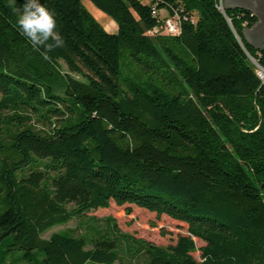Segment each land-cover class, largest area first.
I'll use <instances>...</instances> for the list:
<instances>
[{
  "label": "trees",
  "instance_id": "1",
  "mask_svg": "<svg viewBox=\"0 0 264 264\" xmlns=\"http://www.w3.org/2000/svg\"><path fill=\"white\" fill-rule=\"evenodd\" d=\"M89 1L116 32L81 0H41L64 38L49 51L18 29L22 0H0L5 252L23 251L19 264H264V85L246 54L264 65V47L243 38L256 17L218 0ZM175 13L180 32L166 34ZM111 203L186 234L160 246L111 216L82 220Z\"/></svg>",
  "mask_w": 264,
  "mask_h": 264
},
{
  "label": "rangeland",
  "instance_id": "2",
  "mask_svg": "<svg viewBox=\"0 0 264 264\" xmlns=\"http://www.w3.org/2000/svg\"><path fill=\"white\" fill-rule=\"evenodd\" d=\"M82 5L91 14V16L100 23L106 30H109V23L116 28L115 22L104 12L96 8L89 0H81ZM68 71L63 66L62 73ZM74 78H79L78 75L71 74ZM55 88L57 93H62L64 85L61 80L57 79L55 82ZM106 216L114 218L116 225L121 232L128 233L133 237L145 239L156 245L166 246L174 243L178 234H186V226L183 223L170 219L169 217L162 215L159 218L155 217V214L148 212L142 208L136 206H130L128 212L126 206H116L111 203L108 208L91 210L88 212L82 220H86L89 217L94 218L93 222L103 226L102 220ZM79 220L72 219L65 225L53 226L47 232L43 234L44 237H48L52 232L63 230L65 228H76ZM83 232L84 229L79 230ZM195 244L197 247L203 244L202 241L195 238ZM195 259H199V252L193 253ZM24 257L23 251L5 252V248L0 244V264H19ZM114 264H120L116 262Z\"/></svg>",
  "mask_w": 264,
  "mask_h": 264
},
{
  "label": "clouds",
  "instance_id": "3",
  "mask_svg": "<svg viewBox=\"0 0 264 264\" xmlns=\"http://www.w3.org/2000/svg\"><path fill=\"white\" fill-rule=\"evenodd\" d=\"M15 10L17 27L32 48L43 45L51 51L63 46L64 38L57 30L55 14L41 0H22Z\"/></svg>",
  "mask_w": 264,
  "mask_h": 264
},
{
  "label": "water",
  "instance_id": "4",
  "mask_svg": "<svg viewBox=\"0 0 264 264\" xmlns=\"http://www.w3.org/2000/svg\"><path fill=\"white\" fill-rule=\"evenodd\" d=\"M225 9L229 6L244 8L249 10L256 17V22L252 27L244 28L243 35L247 40V44L252 43L254 49L259 51L264 47V0H222ZM249 42V43H248ZM248 58L254 60L246 52Z\"/></svg>",
  "mask_w": 264,
  "mask_h": 264
},
{
  "label": "built area",
  "instance_id": "5",
  "mask_svg": "<svg viewBox=\"0 0 264 264\" xmlns=\"http://www.w3.org/2000/svg\"><path fill=\"white\" fill-rule=\"evenodd\" d=\"M216 7L218 8L220 12L224 13L225 8L223 6L222 0L217 1ZM152 13L155 14V11L153 10ZM164 19H165L164 32L166 34H177L180 32V18L176 13L172 17L166 16ZM228 22H229V19H228ZM251 62L254 65L256 75L258 76L261 83L264 85V65H261L260 63H258L256 59L252 60Z\"/></svg>",
  "mask_w": 264,
  "mask_h": 264
},
{
  "label": "crops",
  "instance_id": "6",
  "mask_svg": "<svg viewBox=\"0 0 264 264\" xmlns=\"http://www.w3.org/2000/svg\"><path fill=\"white\" fill-rule=\"evenodd\" d=\"M229 7L234 8L233 6H229ZM114 24H115V23H114ZM107 26L110 27L109 30H107L108 32H116V30H117V26H116V28H115V27L111 26L110 23H109ZM104 28H105V27H104ZM243 38H244V40L247 42V40H246V38H245L244 35H243ZM248 43H249V42H248ZM249 45H250L251 47H254V45H253L252 43H249Z\"/></svg>",
  "mask_w": 264,
  "mask_h": 264
}]
</instances>
